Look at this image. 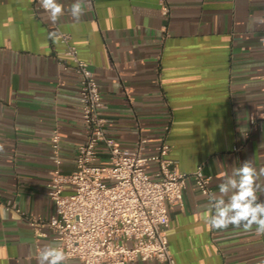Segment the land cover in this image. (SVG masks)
I'll list each match as a JSON object with an SVG mask.
<instances>
[{
  "label": "crops",
  "instance_id": "0c3cea01",
  "mask_svg": "<svg viewBox=\"0 0 264 264\" xmlns=\"http://www.w3.org/2000/svg\"><path fill=\"white\" fill-rule=\"evenodd\" d=\"M59 2L65 12L53 24L36 0H0V264H38L40 249L60 243L42 225L54 211L46 193L55 167L51 137L59 135L64 173L86 140L79 77L63 68V46L48 38L58 30L88 62L102 113L112 119L108 133L121 146L145 138L150 152L166 141L180 171L201 166L212 176L208 194L188 177L182 204L169 207L176 264H259L264 235L213 229L204 216L222 174L250 159L264 167V125L249 124L264 114V0H84L79 23L68 11L74 0ZM98 152L103 161L104 147ZM258 188L264 200V177Z\"/></svg>",
  "mask_w": 264,
  "mask_h": 264
},
{
  "label": "built area",
  "instance_id": "2783aa9c",
  "mask_svg": "<svg viewBox=\"0 0 264 264\" xmlns=\"http://www.w3.org/2000/svg\"><path fill=\"white\" fill-rule=\"evenodd\" d=\"M162 13H167L165 5ZM57 33L64 54L59 62L79 77L86 140L77 147L74 169L64 173L60 169L59 135H52L55 167L46 193L54 211L42 225L59 236L67 259L81 264H127L150 259L176 264L168 249L169 207L182 204L188 177L201 193L208 194L212 176L204 174L201 166L190 173L180 171L169 156L171 148L166 141L150 152L145 138H139L132 148L121 146L108 133L112 119L102 113L98 82L88 62L79 57L69 33ZM249 124L250 130L264 125V114H253ZM100 145L106 154L103 161L99 160ZM67 188L69 192H65ZM6 206L23 214L15 202L8 201ZM29 220L37 228L42 226L34 217Z\"/></svg>",
  "mask_w": 264,
  "mask_h": 264
},
{
  "label": "clouds",
  "instance_id": "9594fccd",
  "mask_svg": "<svg viewBox=\"0 0 264 264\" xmlns=\"http://www.w3.org/2000/svg\"><path fill=\"white\" fill-rule=\"evenodd\" d=\"M39 6L55 24L64 15V5L59 0H38ZM84 0H74L68 11L74 22L79 23L84 15ZM48 38L58 43L60 36L53 31ZM5 145L0 143V153ZM219 193L209 197L208 214L204 216L206 224L217 230H226L229 226L245 231L255 230L256 235H264V200L257 196L258 182L264 177V167L257 169L252 159L243 161L239 167H233L231 174H222ZM38 264H66L67 256L59 243H50L40 249ZM259 264H264L261 260Z\"/></svg>",
  "mask_w": 264,
  "mask_h": 264
}]
</instances>
